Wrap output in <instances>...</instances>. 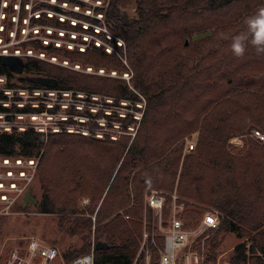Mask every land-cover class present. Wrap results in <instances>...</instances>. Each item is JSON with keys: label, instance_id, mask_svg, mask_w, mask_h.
Here are the masks:
<instances>
[{"label": "trees", "instance_id": "16d2710c", "mask_svg": "<svg viewBox=\"0 0 264 264\" xmlns=\"http://www.w3.org/2000/svg\"><path fill=\"white\" fill-rule=\"evenodd\" d=\"M129 1L108 0L97 9L108 29L124 42L126 59L135 71L134 90L117 77L87 78L60 67H43L30 55L24 61L13 55L24 87L84 90L113 95L116 101L127 98L134 105L139 96L145 99L131 140L73 133L48 137L40 155L37 208L57 213L60 227L81 240L60 254V264L90 251L93 264H131L141 243L143 216L151 230L152 210L144 204V193L160 189L166 213L173 194L177 203L191 206L185 215L190 221L199 215L195 203L218 211L219 227L205 241L208 262L214 261L221 233L228 229L241 239L229 253L230 264H264V144L250 140L243 154L232 153L228 145L232 136L264 131V0H172L165 11L157 0H135L137 16L128 17L121 7ZM9 9L10 3L3 7L7 39L13 23ZM93 22L98 24L97 19ZM211 42H217L216 47L198 58L199 47ZM19 44L49 48L50 53L56 49L32 41ZM98 46L92 44L94 49ZM183 55L192 63H181ZM89 58L94 67L126 71L117 58ZM8 63L0 57V74L7 78L15 72ZM32 73L45 74L46 81L35 80L40 76ZM192 133L194 149L182 155L183 138ZM41 147V133L33 128L0 133L2 156L36 157ZM81 196L89 197L94 206L80 205ZM154 237L156 245L161 243L160 235ZM150 239L148 248L155 258ZM98 241L106 246L97 248Z\"/></svg>", "mask_w": 264, "mask_h": 264}, {"label": "rangeland", "instance_id": "374dc122", "mask_svg": "<svg viewBox=\"0 0 264 264\" xmlns=\"http://www.w3.org/2000/svg\"><path fill=\"white\" fill-rule=\"evenodd\" d=\"M171 1L157 0L161 5L160 8L164 11L169 4H172ZM107 2L108 0H0V28L4 25V19L6 18L3 7L9 3L11 4V9L8 11H11L10 20L13 22L12 29L8 32V39L4 30V35L2 34L7 39L6 45L9 48L7 55L8 62L14 53L22 61L26 60L27 55H30L32 58L40 59L41 66L43 67L45 66L52 70L55 67H60L63 72L71 70L77 74H82L81 76L88 75L86 76L87 78L89 76L90 78L94 76L117 77L121 79V84L127 85L130 89L134 90L131 77L135 71L126 59L127 49L124 42L108 29V24L104 20L103 14L97 9L103 8ZM49 6L56 7L58 11ZM121 11L128 17L137 16L136 1L130 0L126 5L121 7ZM20 15L22 16L21 20H19ZM32 18L40 19V21H33ZM95 19L98 20V24L93 22ZM19 27L18 32L20 35L17 36L16 29ZM208 33L193 35L192 39L205 36ZM184 39L189 44V38L184 36ZM28 41H32L36 45L40 43V46L55 47L56 49H54L53 53H50L49 48L47 50L34 49L33 47L19 44L20 42ZM92 44L95 46L100 45V47L98 46V49H94L92 48ZM216 45L217 42L202 44L199 47L200 53L198 58L206 51L216 47ZM10 47H13V49H10ZM106 54H110L111 56L109 55L108 57ZM90 56L99 58L100 61L115 60L117 58L126 67V71L119 74L115 70L106 71L104 68L94 67L90 64L92 60L89 58ZM182 62L187 64L192 63L186 55H183ZM8 64L11 69H19V66L14 65V63ZM18 71H15L14 75L8 77L6 80L8 90L6 97L8 102L7 107H9L10 111L23 107L35 108L36 110L19 112L22 116L20 118L11 116L14 120L21 122L23 127L22 129H12V131L19 132L27 128L37 130L41 133L42 147L37 155L39 158L36 174L31 183L16 199L11 208L6 213L0 214V264H5L10 252L15 248L23 246L21 244L30 238H36L44 243L55 246L59 254H62V252L74 245L79 246L81 244V240L77 234L71 235L67 229L60 227L57 213L41 212L37 208L41 194L38 171L40 155L44 150L48 137L57 133H73L112 140L119 136H129L131 140L138 129L139 120L145 105V99L142 96H139L141 100L137 101L134 105L127 98H120L119 101H116L118 97L113 95L84 90L31 89L30 87L22 86L24 82L18 80V76L16 75ZM21 75H24V73ZM32 75L45 77V74L42 73H32ZM14 100L19 102V105ZM135 106L141 107V109L138 110ZM258 130L264 134L263 130L260 128ZM252 132L253 129L244 135H235L229 138L228 145L230 151L234 154H243L250 140L264 144V139L257 140L252 135ZM182 142V155L193 151L196 133L185 136ZM91 188L92 185H90V191H92ZM161 190L159 191L162 192ZM149 192V190H146L144 193L145 206L146 196ZM173 192H176L175 188ZM79 204H91V206H94V203H90L89 197L86 196L80 197ZM99 204L100 202L95 205V210ZM195 204L199 208V215L195 221H190L185 217L186 210L191 206L187 205L183 209L174 208L173 200L166 203L167 213L164 210L160 214L152 211L151 230L148 229L145 217H142V237L143 232L146 231L149 233V237L153 236L155 238L154 236L160 235L162 238L161 243H157L154 246L157 257L154 258L150 251L151 262L153 258L155 259L154 263H157L159 248L162 246L163 235L170 218L174 215L179 216L187 226L195 228L205 211L215 210V208L206 204ZM92 218H94V215H92ZM124 218H129V216L126 214ZM239 241L241 239L239 240L236 237L235 231L224 230L220 236V245L216 249L214 261L208 262L205 259V264L230 262L229 253ZM147 242L141 238L138 252L141 250L143 243H145L146 247L149 246ZM138 252L136 256L139 254ZM60 261L63 263L61 258Z\"/></svg>", "mask_w": 264, "mask_h": 264}, {"label": "built area", "instance_id": "2783aa9c", "mask_svg": "<svg viewBox=\"0 0 264 264\" xmlns=\"http://www.w3.org/2000/svg\"><path fill=\"white\" fill-rule=\"evenodd\" d=\"M3 30L4 26L2 25L0 28V57L2 58L8 55L9 49L6 45L7 40L3 36ZM6 80V76L0 74V133L23 128L21 122L11 117H22L21 113H19L22 111H10L9 107H7L6 97L8 90ZM14 102L16 104L19 103L16 100ZM252 135L257 140L264 139V134L259 130H253ZM38 158V156L0 155V214L6 213L16 199L27 189L36 174ZM172 197L174 208L183 209L185 207L182 202H176L175 194ZM146 205L156 214H160L165 205V196L158 190H151L146 196ZM219 224V213L215 210L205 211L195 228L187 226L181 217L174 215L170 218L169 224L165 229L156 264H205V240L211 232L218 229ZM148 238L149 233L143 232L142 240L148 241ZM150 243L156 244L153 236H151ZM144 244L141 246V250L144 249L143 258L139 260L140 250L131 264H151L150 250ZM93 260V252L90 251L78 255L69 264H93ZM60 263L58 249L36 238H30L23 246L13 249L5 262V264ZM221 264H230V262L224 261Z\"/></svg>", "mask_w": 264, "mask_h": 264}, {"label": "water", "instance_id": "95a60500", "mask_svg": "<svg viewBox=\"0 0 264 264\" xmlns=\"http://www.w3.org/2000/svg\"><path fill=\"white\" fill-rule=\"evenodd\" d=\"M14 60H15V58L12 57V58L9 60V62L12 63ZM3 61H4V63H6V62L8 61V58H7V57H3ZM14 70H15V71H18V70H19V71H20L21 68L19 67L18 70H17V69H14ZM19 71H18V72H19ZM35 80L40 81V82H45V81H46V79H45L44 77H42V76H40V77H36ZM50 84H51V82H50ZM40 89H41V88H40ZM95 246H96L97 248H99V247H101V246H106V243L101 242V241H98V242H96Z\"/></svg>", "mask_w": 264, "mask_h": 264}, {"label": "flooded vegetation", "instance_id": "af4514ba", "mask_svg": "<svg viewBox=\"0 0 264 264\" xmlns=\"http://www.w3.org/2000/svg\"><path fill=\"white\" fill-rule=\"evenodd\" d=\"M5 75V74H4ZM6 76V75H5ZM6 78H7V76H6Z\"/></svg>", "mask_w": 264, "mask_h": 264}]
</instances>
